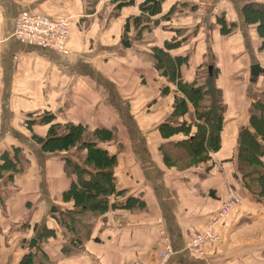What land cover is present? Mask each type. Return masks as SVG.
Masks as SVG:
<instances>
[{"label": "crops", "instance_id": "0c3cea01", "mask_svg": "<svg viewBox=\"0 0 264 264\" xmlns=\"http://www.w3.org/2000/svg\"><path fill=\"white\" fill-rule=\"evenodd\" d=\"M143 1L0 0V155L20 147L29 165L11 184L0 179V264H18L43 227L53 231L40 243L50 264H157L165 245L172 254L164 264H264V198L242 187L236 156L248 108L264 87V76H250L252 63L264 71V50L243 7L264 0H162L150 29L138 36L129 23L125 32ZM23 11L69 17L68 54L12 38ZM221 18L234 25L230 33L221 34ZM172 42L169 55L186 59L182 81L191 82L202 64L217 66L226 105L220 148L184 170L163 164L159 147L183 136L163 138L157 129L172 111L175 85L150 58L153 47ZM48 116L59 125L115 129V140L98 145L116 156L117 195L106 210L76 216L74 234L58 227L54 210L72 208L62 199L71 180L64 163L80 164L86 151L78 159L75 149L42 152L32 137H45ZM231 193L239 201L223 226L216 214ZM211 225L221 241L201 257L188 252L187 240Z\"/></svg>", "mask_w": 264, "mask_h": 264}, {"label": "trees", "instance_id": "16d2710c", "mask_svg": "<svg viewBox=\"0 0 264 264\" xmlns=\"http://www.w3.org/2000/svg\"><path fill=\"white\" fill-rule=\"evenodd\" d=\"M161 1L144 0L139 5L140 14L125 23V32L129 31V23L134 31L138 32V36L142 29H150L154 24L150 17L160 12ZM243 16L248 24H256L257 36L261 40L260 48L264 50V4L257 7L252 4L245 5ZM219 23L222 35L230 33L234 28L233 24L226 25L223 18L219 19ZM177 44L172 42L163 44L162 48L153 47L150 58L159 75L175 85L172 111L157 129L163 138L179 133L183 136L180 140L170 141L159 147L162 149L163 164L167 168L174 166L178 170H184L206 161L210 152L220 148L226 105L221 91L216 86L219 70L214 63L202 64L191 82L181 80L179 69L186 63V59L172 57L168 53ZM260 68L262 71L263 68ZM257 78L251 77L253 80ZM261 91V97H255L248 108V127L238 133L236 156L239 161L237 173L242 187L246 188L249 194L264 198V87ZM53 118L48 116L41 120L42 124L48 125L44 138L32 137L42 152H70L75 149L73 156L78 159L81 152L86 151L85 158H79L80 164H75L68 158L64 163L67 176L71 180L68 188L62 193V199L71 201L72 208L64 213L53 209L56 214L53 218L58 227L74 234L76 216L82 215L83 212L99 213L106 210L109 197L117 195L113 179V170L117 166L116 156L109 155L104 147L98 145L115 140V129L96 128L90 131L84 125L74 122H66L63 125L51 123ZM32 123L27 122V127ZM192 128L195 131L190 135ZM11 149L12 152L4 151L0 155V179L4 181V185L11 184L14 175L24 174L29 166L26 158L17 150L21 149L20 147ZM70 224L72 226H69ZM38 233V236L32 239L35 240L34 246L30 248L31 240L29 251L21 256L18 264H50L42 252L40 243L51 237L53 231L43 227Z\"/></svg>", "mask_w": 264, "mask_h": 264}, {"label": "built area", "instance_id": "2783aa9c", "mask_svg": "<svg viewBox=\"0 0 264 264\" xmlns=\"http://www.w3.org/2000/svg\"><path fill=\"white\" fill-rule=\"evenodd\" d=\"M71 21L69 17L48 18L28 11L21 12L14 21L11 37L26 44L42 49H49L60 54L67 55L66 43L70 33ZM238 202L237 196L233 193L227 196L217 211L218 222L227 226L225 220L231 207ZM221 241L220 235L213 225L207 227L201 234L187 240L186 249L195 256H203L206 250ZM172 254L170 245H165L160 253V260L157 264L164 262Z\"/></svg>", "mask_w": 264, "mask_h": 264}, {"label": "water", "instance_id": "95a60500", "mask_svg": "<svg viewBox=\"0 0 264 264\" xmlns=\"http://www.w3.org/2000/svg\"><path fill=\"white\" fill-rule=\"evenodd\" d=\"M123 45L124 46H128V42L127 41H123ZM261 73V68L259 67V65L257 64H252L251 67H250V76L255 79L258 77V75ZM35 244V240H32L31 241V244H30V248L32 246H34Z\"/></svg>", "mask_w": 264, "mask_h": 264}, {"label": "rangeland", "instance_id": "374dc122", "mask_svg": "<svg viewBox=\"0 0 264 264\" xmlns=\"http://www.w3.org/2000/svg\"><path fill=\"white\" fill-rule=\"evenodd\" d=\"M66 47H67V43H66ZM68 50V49H67ZM69 52V51H68ZM63 55V54H62ZM264 76V71H261V73L258 75V76ZM113 145V144H112ZM115 146V145H114ZM115 149H123V147H120V146H118V145H116V148ZM165 150H167V149H165ZM175 152H176V150H175ZM178 152V151H177ZM179 153V152H178ZM180 154V153H179ZM238 161V160H237ZM238 163H239V161H238ZM234 194V193H233ZM238 197V196H237ZM238 199V198H237ZM239 201V200H238ZM238 203V202H237ZM236 203V204H237Z\"/></svg>", "mask_w": 264, "mask_h": 264}]
</instances>
